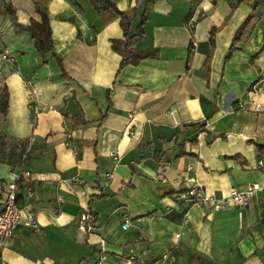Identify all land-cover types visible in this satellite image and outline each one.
Returning <instances> with one entry per match:
<instances>
[{
	"label": "crops",
	"instance_id": "1",
	"mask_svg": "<svg viewBox=\"0 0 264 264\" xmlns=\"http://www.w3.org/2000/svg\"><path fill=\"white\" fill-rule=\"evenodd\" d=\"M112 1L130 16L131 32L144 20L135 46L154 49L118 72L121 56L110 42L123 36L118 17L102 23L89 0H0V50L11 57L0 59V88L9 92L0 134L27 143L30 176L18 192L36 222L17 227L1 260L96 264L104 255L105 264H126L133 254L129 264H156L166 252L173 259L163 264H264V171L256 150L264 143V89L250 92L264 79V0ZM35 3L48 14L64 73L50 52L42 62L29 34L15 29L14 21L38 17ZM190 177L217 198L251 189L250 201L191 205L179 199ZM85 209L90 227L81 229Z\"/></svg>",
	"mask_w": 264,
	"mask_h": 264
},
{
	"label": "trees",
	"instance_id": "2",
	"mask_svg": "<svg viewBox=\"0 0 264 264\" xmlns=\"http://www.w3.org/2000/svg\"><path fill=\"white\" fill-rule=\"evenodd\" d=\"M97 15L102 23H107L111 19L118 17L119 25L122 29V38H112L110 40L111 47L114 51L118 52L121 56L119 67L117 72L128 63H137L143 58L149 57L154 52L150 49H139L135 46V42L142 37V23L137 26L136 32H131L130 16L127 15L124 11L120 10L115 2L112 0H89ZM35 10L38 17L29 19L27 24H19L14 21L15 29L25 31L33 39L34 47L39 53L42 62L47 61V53H51L55 57L56 62L62 71V63L59 57L55 56L53 52V44L51 39V28L49 25V17L46 14L45 8L39 3H35ZM10 16L14 18L11 9L9 8ZM252 14H248L241 25L235 30L233 35V40L227 52L225 58L230 55L231 50L233 49V43L241 37V33L244 27L249 22ZM217 30L216 26H212L209 29V50L203 61L205 67L206 75H208L209 70V61L214 47V33ZM8 97L9 92L6 85H3L0 88V112L4 115L8 109ZM189 126H198L202 125L199 122L189 123ZM186 126V125H184ZM27 143L23 139H17L15 137L6 136L5 134H0V163L8 165L11 169H18L23 167L25 160L27 159L28 151H26ZM256 150L259 159L261 160V170L264 171V143H256ZM26 151V153H25ZM24 154V155H23ZM1 205V203H0ZM133 263V260L132 262Z\"/></svg>",
	"mask_w": 264,
	"mask_h": 264
},
{
	"label": "built area",
	"instance_id": "3",
	"mask_svg": "<svg viewBox=\"0 0 264 264\" xmlns=\"http://www.w3.org/2000/svg\"><path fill=\"white\" fill-rule=\"evenodd\" d=\"M6 60L11 57L6 53L0 51V59ZM260 89H264V79L255 81L250 86V92L255 93L260 91ZM239 106H243L244 104L240 102ZM252 110L259 111L261 107L259 104L252 102L251 105ZM262 162L259 161V166H261ZM29 170L26 167H21L18 169L10 170L9 172V181L7 182L6 192L4 195V199L0 205V251L6 245L7 241L12 237L14 231L18 226H30L35 227L36 222L33 216V213L28 205L24 204L22 201V194L18 192V186L21 182H25L29 180ZM106 176H110L109 173H106ZM75 183L80 182L78 180L74 181ZM189 187L182 191L179 194V199L183 201H187L191 203V205H208L211 209H223L227 206V204H232L235 206H244L248 205L250 201V194L252 192L249 190H231L228 196L217 198L211 194H207L206 192H202L199 188L198 184L195 182L193 178L189 179ZM80 194H84V190H80ZM27 195H31L30 191H28ZM90 215L88 211L82 210L79 214V228L84 229L85 227L89 228L90 224L86 223L89 221ZM129 216L127 213L123 214L122 217V227L125 228L129 225ZM178 236V235H176ZM134 255L130 254L129 256L124 258V263L129 264L134 260ZM167 258L173 259L171 255L168 253H163L161 257L156 260V264H163L162 262ZM171 264H176L174 262H170ZM0 264H5L0 258ZM96 264H105V256H99Z\"/></svg>",
	"mask_w": 264,
	"mask_h": 264
},
{
	"label": "rangeland",
	"instance_id": "4",
	"mask_svg": "<svg viewBox=\"0 0 264 264\" xmlns=\"http://www.w3.org/2000/svg\"><path fill=\"white\" fill-rule=\"evenodd\" d=\"M0 51H2V50H0ZM2 52H4V51H2ZM9 172L10 171H9L8 167L3 166L2 163H0V178L4 179L5 180L4 181L5 183L10 180L9 179ZM5 186L6 185L3 184L2 195H3L4 192H6Z\"/></svg>",
	"mask_w": 264,
	"mask_h": 264
}]
</instances>
